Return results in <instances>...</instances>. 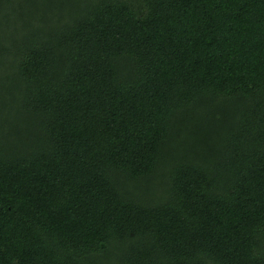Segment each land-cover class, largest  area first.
<instances>
[{
  "label": "trees",
  "instance_id": "16d2710c",
  "mask_svg": "<svg viewBox=\"0 0 264 264\" xmlns=\"http://www.w3.org/2000/svg\"><path fill=\"white\" fill-rule=\"evenodd\" d=\"M0 264H264V0H0Z\"/></svg>",
  "mask_w": 264,
  "mask_h": 264
}]
</instances>
